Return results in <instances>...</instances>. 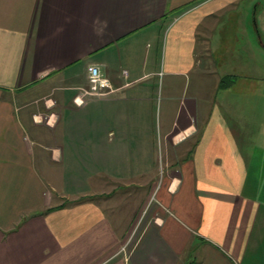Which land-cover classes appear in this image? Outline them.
<instances>
[{"label":"crops","instance_id":"obj_1","mask_svg":"<svg viewBox=\"0 0 264 264\" xmlns=\"http://www.w3.org/2000/svg\"><path fill=\"white\" fill-rule=\"evenodd\" d=\"M247 1L0 0V264H264Z\"/></svg>","mask_w":264,"mask_h":264},{"label":"rangeland","instance_id":"obj_2","mask_svg":"<svg viewBox=\"0 0 264 264\" xmlns=\"http://www.w3.org/2000/svg\"><path fill=\"white\" fill-rule=\"evenodd\" d=\"M247 2V14L249 15L248 29L250 28L249 30H251L253 33L254 44H259V34H261L260 38H262V41L264 42V0H248ZM245 50H243L242 53H238V55L235 57L239 58V61H237V67L235 68L236 70H234L232 74L236 76L239 81L241 79H247V81L251 83V85L249 86L252 87V92L264 94V52L262 54H259L256 49L251 50L250 48H248L246 51ZM227 78L230 79V77ZM224 81L227 80L224 79ZM244 83L245 82L237 83L238 86L236 91L238 93L242 92L240 87L243 86ZM227 87L228 86L223 85V88ZM255 110L257 109L255 108ZM39 121L40 123H45L46 120L45 118L41 117ZM158 168L159 170L161 169L160 164L158 165ZM259 169H261L259 174L254 176V181L258 188L264 186V167ZM111 184L113 183H110V186L106 189L107 191H105L106 193H109L108 195H115V197H129V195L133 196L134 193H139L138 191H135V189H131V187L127 186L131 184L129 182L117 183L118 187H114ZM259 199L264 202V199L262 197H259ZM142 200L143 207L145 208L137 218V224L139 225L137 231H141V228L147 222V217L149 215L148 211L150 204L147 203L148 199L144 201L145 199L143 198ZM134 237L136 238V236H133V238Z\"/></svg>","mask_w":264,"mask_h":264},{"label":"built area","instance_id":"obj_3","mask_svg":"<svg viewBox=\"0 0 264 264\" xmlns=\"http://www.w3.org/2000/svg\"><path fill=\"white\" fill-rule=\"evenodd\" d=\"M88 74V87L83 89V93L90 96H104L113 91V85L110 80L105 77L97 65H90L87 68ZM127 72L123 71V75H126ZM78 99L76 98L75 102L77 103ZM140 222V221H139ZM139 225L136 223L133 229L131 238L133 236L139 235L140 231L138 230Z\"/></svg>","mask_w":264,"mask_h":264}]
</instances>
